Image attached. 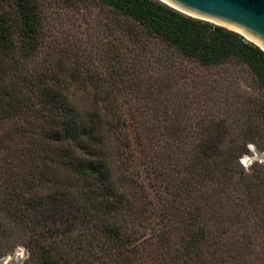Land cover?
Returning a JSON list of instances; mask_svg holds the SVG:
<instances>
[{"label": "trees", "instance_id": "trees-1", "mask_svg": "<svg viewBox=\"0 0 264 264\" xmlns=\"http://www.w3.org/2000/svg\"><path fill=\"white\" fill-rule=\"evenodd\" d=\"M53 29L57 40H49ZM154 42L201 67L229 61L247 67L263 101L249 100L250 112L232 109L243 118L234 137L229 118L211 119L204 133L187 136L180 120L169 122L156 103L127 122L120 99L156 90L147 71L168 61L163 54L155 57ZM40 55V64L22 73L23 61ZM0 57L6 58L0 67V120L28 119V147L15 155L21 167L27 160V170L12 176L27 182L30 197L21 205L15 195L27 207L14 204V216L29 219L30 250L39 264H138L137 257L146 254L133 241L147 233L143 242L154 264H222V243L209 225L213 219L230 225L232 210L221 198L232 168L253 136L264 137L263 51L157 0H0ZM165 136L184 146L166 149ZM189 138L196 141L186 149ZM205 182L211 192L201 191ZM0 206H7L5 198ZM75 225L88 230L76 242L70 237ZM94 246L102 248L105 261L86 257Z\"/></svg>", "mask_w": 264, "mask_h": 264}, {"label": "rangeland", "instance_id": "rangeland-1", "mask_svg": "<svg viewBox=\"0 0 264 264\" xmlns=\"http://www.w3.org/2000/svg\"><path fill=\"white\" fill-rule=\"evenodd\" d=\"M209 24L216 26L212 23ZM53 32L55 37L49 36V40L59 38V34L54 29ZM152 46L155 57L163 54L169 58L167 62H163L161 65L153 63L151 69L147 71L150 76L154 77L153 84L155 82L157 93H155L156 90L150 94L144 89L133 91L132 95L125 98V100L131 101L130 108L132 109H129L123 100L124 98L120 99L123 105L124 118L129 124L131 123V114L139 115V112H146L148 104L154 106L156 103L169 122L173 123L176 119L180 120L182 127H184L183 134L187 136L194 133H204L210 126L211 119L218 121L220 118H229L227 122L228 131L234 137L239 132L243 118L238 114H232V109L241 110L245 108L250 112L253 106L248 102L249 100H257L258 104L263 101V92L258 87L254 76L242 64L229 61L221 66L205 68L177 54L172 57L171 51L159 43L154 42ZM5 60L6 58L0 57V61L3 62L1 68L6 65ZM41 60L42 56L40 55L33 60L23 61L20 66L22 73H25L26 70L32 71L36 65L40 64ZM10 82L8 78L4 84ZM151 99L154 100L151 101ZM9 100V97L2 96L3 105L8 104ZM161 119L158 118L157 125H161L163 121ZM253 120L255 123L260 122L258 118H253ZM27 122L28 119L23 120L20 117L15 119L8 116L0 120V142L2 143L0 145V198H5L7 201V206H0V259L9 258V264H16L13 251L17 246H23L31 253L27 264H39L38 258L30 250L31 225L28 222L29 219L23 221L14 216L17 213L16 208H19L22 202H26L30 197L27 182L26 184L22 183L18 177L12 176L17 171L25 173L27 170V160H24L25 166L21 167V161L15 157L16 153L20 154L28 147L30 135L28 134ZM128 129L131 135H134V128L128 126ZM4 137L12 138V140H4ZM166 138L169 139L166 140L168 144L164 146L166 149L176 150V147L184 146L176 140L173 141L170 136H165L163 139ZM251 139L247 143L249 151L244 156H240V161H236V165L232 168V181L228 184L226 193L224 197L222 196L223 199L221 198L223 205H226L225 207L230 211L232 210V221H230V225L227 222L218 225L213 219L209 225L211 231H216L219 242L224 244V246L219 245L218 250V259L222 264H264V162L260 161L253 164L250 169L249 161L245 162L254 152L264 153V137L253 136ZM188 140L185 144L186 149L190 147V140L191 142L196 141L191 138ZM4 162L8 163L6 169ZM166 162L170 164L173 161ZM137 170L141 174L140 180L146 183L142 168L139 167ZM147 187L149 191H152L149 186ZM211 189L212 184L210 182H205V185L201 187V191L205 193L211 192ZM16 194L20 206L16 201ZM192 195L200 196V191L192 192ZM214 201L215 199L212 197L210 202L213 203ZM14 204H17L15 209ZM23 205L24 208L21 206L20 209L24 210L27 205ZM84 232L88 233V230L75 225L70 237L76 242L79 239V234ZM85 236L89 237L90 235ZM85 236L82 237V240L86 239ZM144 237L148 238L149 234H144L143 237L133 241L140 248V255L141 253L146 254L143 257L138 256L136 262L138 264H154L153 257L155 255L151 254L150 249L143 242ZM243 237H250L251 242H243ZM86 243L85 241L82 245L86 246ZM96 243L97 241L93 240V244L96 245ZM46 244L48 241H45ZM144 245L146 247L142 249ZM63 255L67 259L72 260L73 258L66 254ZM86 257L92 262L97 258L100 261L106 260L104 251L100 246H94ZM74 263L75 261L72 260L71 264ZM96 263L98 264V261L94 262V264Z\"/></svg>", "mask_w": 264, "mask_h": 264}, {"label": "water", "instance_id": "water-1", "mask_svg": "<svg viewBox=\"0 0 264 264\" xmlns=\"http://www.w3.org/2000/svg\"><path fill=\"white\" fill-rule=\"evenodd\" d=\"M163 1L174 7L160 2L183 15L212 23L240 35L264 52V0ZM260 154L259 159L264 162V153ZM9 260V258H3L0 260V264H9Z\"/></svg>", "mask_w": 264, "mask_h": 264}, {"label": "clouds", "instance_id": "clouds-1", "mask_svg": "<svg viewBox=\"0 0 264 264\" xmlns=\"http://www.w3.org/2000/svg\"><path fill=\"white\" fill-rule=\"evenodd\" d=\"M260 153L254 152L249 159V169L253 164L260 162ZM31 253L29 250L23 246H17L16 249L13 251V256L16 258V264H27V260L30 258Z\"/></svg>", "mask_w": 264, "mask_h": 264}, {"label": "bare ground", "instance_id": "bare-ground-1", "mask_svg": "<svg viewBox=\"0 0 264 264\" xmlns=\"http://www.w3.org/2000/svg\"><path fill=\"white\" fill-rule=\"evenodd\" d=\"M159 1H161V2H163V3H165V4H167V5H170V6H172L171 4H169V3H167V2H165V1H163V0H159ZM172 7H174V6H172ZM176 8V7H175ZM178 9V8H177ZM178 10H180V9H178ZM181 12H183V13H186V12H184V11H182V10H180ZM186 14H189V13H186ZM190 15V14H189ZM247 39H249V38H247Z\"/></svg>", "mask_w": 264, "mask_h": 264}, {"label": "built area", "instance_id": "built-area-1", "mask_svg": "<svg viewBox=\"0 0 264 264\" xmlns=\"http://www.w3.org/2000/svg\"><path fill=\"white\" fill-rule=\"evenodd\" d=\"M247 161V159L245 160V162Z\"/></svg>", "mask_w": 264, "mask_h": 264}, {"label": "flooded vegetation", "instance_id": "flooded-vegetation-1", "mask_svg": "<svg viewBox=\"0 0 264 264\" xmlns=\"http://www.w3.org/2000/svg\"><path fill=\"white\" fill-rule=\"evenodd\" d=\"M1 260V259H0Z\"/></svg>", "mask_w": 264, "mask_h": 264}]
</instances>
